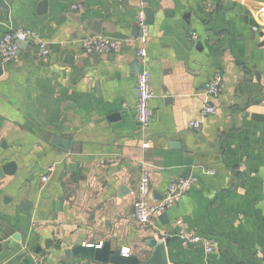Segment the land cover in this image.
I'll use <instances>...</instances> for the list:
<instances>
[{"label": "crops", "instance_id": "obj_1", "mask_svg": "<svg viewBox=\"0 0 264 264\" xmlns=\"http://www.w3.org/2000/svg\"><path fill=\"white\" fill-rule=\"evenodd\" d=\"M147 8L155 95L147 131L136 110V0H5L0 8V39L33 29L50 52L43 61L31 40L2 64L0 169L18 168L0 176V264H103L70 254L78 240L109 242L145 262L149 241L167 238L168 264H264V0H148ZM91 36L119 49L88 53ZM217 76V113L203 117ZM143 173L152 203L172 181H196L166 218L141 225L133 193ZM179 220L214 251L184 244Z\"/></svg>", "mask_w": 264, "mask_h": 264}, {"label": "built area", "instance_id": "obj_2", "mask_svg": "<svg viewBox=\"0 0 264 264\" xmlns=\"http://www.w3.org/2000/svg\"><path fill=\"white\" fill-rule=\"evenodd\" d=\"M138 9L136 13V24L139 29L138 41L140 49L138 51V61L141 69L137 75L138 99L136 104L137 121L143 131H147L152 122L151 102L155 95L152 89L151 73L147 67L148 52L147 43L150 35L149 24L147 23L146 9L148 0H136ZM74 8H81L80 5H75ZM197 34L192 33L191 38L197 39ZM34 41L37 44L39 56L45 62L49 61L50 52L47 46V41L38 32L33 29L25 28L20 30H11L6 32L0 39V63L5 64L16 58L19 52V44L28 41ZM84 48L88 53H110L119 49L117 41L103 36H91L84 41ZM222 79L215 77L206 90V100L202 108V116L208 117L217 113V107L213 103V99L220 95L223 91ZM200 120H192L189 122V127L198 130L202 126ZM144 148H148L149 144L144 143ZM44 180H48L44 177ZM193 177H182L172 181L166 194L162 200L157 202H149L151 196V180L148 173L141 175L137 191L133 193L134 209L136 221L141 225H148L153 218L165 213L167 210L175 206L181 198L186 195L195 183ZM180 227V238L184 244H196L203 242L207 253H211L215 249V244L211 240L203 241L198 235L190 233L184 229L182 221H177ZM101 247L102 244L97 245ZM122 254L129 256L130 249H123Z\"/></svg>", "mask_w": 264, "mask_h": 264}, {"label": "water", "instance_id": "obj_3", "mask_svg": "<svg viewBox=\"0 0 264 264\" xmlns=\"http://www.w3.org/2000/svg\"><path fill=\"white\" fill-rule=\"evenodd\" d=\"M5 5V0H0V8ZM47 1H44L42 5H40L39 13H43L46 11ZM146 16H147V23L150 25L153 19V14L147 8L146 9ZM138 35H139V29ZM97 33L100 34V31L97 30ZM99 55L96 53V56ZM140 69L141 65L139 64ZM4 66L0 63V78L4 75ZM67 142L62 141V146H67ZM18 165L16 162H8L3 165L0 169V176L1 175H9L13 176L17 172ZM23 207L27 209L30 207V204L25 202L23 203ZM167 214L163 213L161 218H166ZM18 239V235L14 237ZM171 239H151L148 245L152 248L151 257L145 261L141 262L138 257L135 256H124L121 250H113L111 248V243L105 242L102 244L101 247L97 245H84V242L78 240L70 254L81 256L83 258L89 259L91 261H97L103 264H168L167 258V245L170 243Z\"/></svg>", "mask_w": 264, "mask_h": 264}]
</instances>
